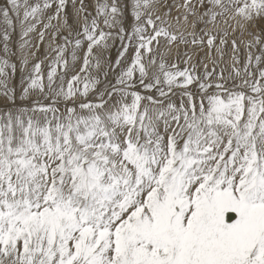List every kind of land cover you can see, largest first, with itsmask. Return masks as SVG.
I'll list each match as a JSON object with an SVG mask.
<instances>
[{"label": "snow or ice", "instance_id": "obj_1", "mask_svg": "<svg viewBox=\"0 0 264 264\" xmlns=\"http://www.w3.org/2000/svg\"><path fill=\"white\" fill-rule=\"evenodd\" d=\"M0 53V264H264V0H3Z\"/></svg>", "mask_w": 264, "mask_h": 264}, {"label": "rangeland", "instance_id": "obj_2", "mask_svg": "<svg viewBox=\"0 0 264 264\" xmlns=\"http://www.w3.org/2000/svg\"><path fill=\"white\" fill-rule=\"evenodd\" d=\"M0 3H3V0H0ZM13 35H14V36H13V40H14V41H18V39H19V30L17 29L16 33H14ZM14 46H15V45H14ZM41 51H43V47L41 48ZM0 54H2V53H0ZM230 55H231V48H230V45H229L228 56L230 57ZM225 59L227 60L228 57H226ZM13 60H15L14 57H13ZM181 66H183V65H181ZM222 66H225V65L222 64ZM210 67H211V65H210ZM13 83H15L16 85L19 84V72H17V74H16V78H15V80L13 81ZM177 102H179L178 99H177Z\"/></svg>", "mask_w": 264, "mask_h": 264}, {"label": "bare ground", "instance_id": "obj_3", "mask_svg": "<svg viewBox=\"0 0 264 264\" xmlns=\"http://www.w3.org/2000/svg\"><path fill=\"white\" fill-rule=\"evenodd\" d=\"M14 36V35H13Z\"/></svg>", "mask_w": 264, "mask_h": 264}]
</instances>
